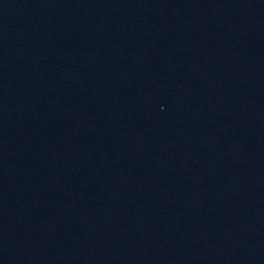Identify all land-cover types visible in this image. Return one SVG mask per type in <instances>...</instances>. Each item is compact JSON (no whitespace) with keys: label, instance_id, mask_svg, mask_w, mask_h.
Segmentation results:
<instances>
[{"label":"water","instance_id":"1","mask_svg":"<svg viewBox=\"0 0 264 264\" xmlns=\"http://www.w3.org/2000/svg\"><path fill=\"white\" fill-rule=\"evenodd\" d=\"M0 264H264V0H0Z\"/></svg>","mask_w":264,"mask_h":264}]
</instances>
